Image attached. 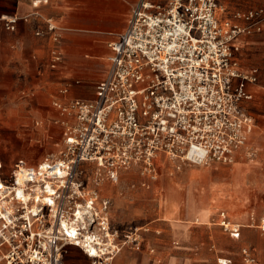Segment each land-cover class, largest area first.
Masks as SVG:
<instances>
[{
	"label": "built area",
	"instance_id": "2783aa9c",
	"mask_svg": "<svg viewBox=\"0 0 264 264\" xmlns=\"http://www.w3.org/2000/svg\"><path fill=\"white\" fill-rule=\"evenodd\" d=\"M226 9L222 0H139L133 6L110 43V67L94 97L53 102L69 121L56 156L36 164L19 158L11 166L0 160V264H66L69 245L90 264H112L123 247L140 250L143 237L137 226L110 222V199L98 190L104 176L116 181L121 170L137 168L152 177L163 155L194 165L230 164L245 155L255 123L242 102L252 98L246 85L257 83V69L240 68L235 40L259 30L264 11L224 16ZM26 19L0 15L8 32ZM56 31L45 20L35 35L56 41ZM59 60L52 52L49 66ZM221 226L239 236V225ZM242 256L257 264L249 249Z\"/></svg>",
	"mask_w": 264,
	"mask_h": 264
},
{
	"label": "crops",
	"instance_id": "0c3cea01",
	"mask_svg": "<svg viewBox=\"0 0 264 264\" xmlns=\"http://www.w3.org/2000/svg\"><path fill=\"white\" fill-rule=\"evenodd\" d=\"M138 1L0 0V15L15 13L27 16L26 20L18 22L13 32L5 31L0 22V90H7L0 98H18L28 103V98L34 96L39 98L40 116L66 118L65 112L54 105L48 106L47 101L51 98L50 103L53 104L54 101L94 97L96 83L104 78L110 67V43L125 29L131 9ZM222 4L227 8L224 16H229L233 10L264 11V4L249 5L248 0H222ZM45 20L56 26V41L50 35H35L36 31L45 28ZM235 43L239 47L237 59L240 68L244 72L257 69V83L246 85L252 98L243 101L242 106L253 117L264 116L253 110L256 104L264 103V21L259 30L239 36ZM52 52L60 55L55 68L49 66ZM64 86L69 88L66 94L60 92ZM261 142H264L263 136ZM240 159L242 157L238 156L232 170ZM159 160L165 161L166 158L161 156ZM249 161L252 162L251 159ZM191 174L194 172L188 170V177ZM189 184L190 178L187 189ZM236 184L233 177L217 180V187L235 190ZM99 186L100 195L113 196L111 215L117 213L122 220L135 218L139 226L146 225L148 231L142 248L148 244L150 252L123 251L112 264H246L241 254L243 247L252 252L257 264H264V230L249 227L245 224L246 218L239 219L229 214L230 222L240 226L239 236L234 238L219 224V213L223 212L219 210L228 202L226 198L217 201L216 216L204 199L192 196V190H188L180 207L169 199L163 202L167 207L162 208L159 204V208L149 215L148 210L146 212L142 207L129 206L124 210L125 197L113 188L109 180L102 181ZM117 226L136 225L119 223ZM74 250L82 254L85 262L73 259ZM64 262L90 264V259L78 247L69 245Z\"/></svg>",
	"mask_w": 264,
	"mask_h": 264
},
{
	"label": "rangeland",
	"instance_id": "374dc122",
	"mask_svg": "<svg viewBox=\"0 0 264 264\" xmlns=\"http://www.w3.org/2000/svg\"><path fill=\"white\" fill-rule=\"evenodd\" d=\"M248 3L249 5H262L264 0H248ZM6 91L0 90V95ZM38 100L39 98L34 96L28 98V103L19 101L18 98H0V160L8 166H11L19 158L24 159L27 164H36L45 158L56 156L59 149L62 148L63 133L69 124L68 118H56L51 115L43 118L39 115L41 112ZM48 101V106L51 107L53 105L50 103L51 98ZM253 110L264 114V103L256 104ZM254 123L248 137L245 155L241 156L242 159L234 170L232 167L237 158L230 164L201 165L166 158L165 161L157 162L156 179H152L147 173H142L140 169L130 168L121 170L116 181H111L105 176L103 181L109 180L113 188L119 190L120 195L125 197L124 210H127L129 206L142 207L144 211L148 210L150 215L151 212L159 208V204L162 208L167 207L163 202L169 199L174 200L180 207L185 193L192 190L191 195L204 199L216 216L217 201L226 198L228 202L233 203H224L222 210H219V212L223 211L227 214L226 220H229L230 214L234 217L238 216L239 219L246 218L245 224L249 227L259 228L264 210V142H261V137H264V116L255 115ZM248 150L253 152L252 159L246 157ZM250 159L252 162L249 161ZM188 170H192L194 174L188 177ZM87 176L90 177V182L94 178L90 172L88 175L85 174V177ZM231 177L237 181V189L217 187L218 179H231ZM189 178L190 184L187 189ZM193 180H195V184ZM195 185L196 187H194ZM143 192L146 193L143 194ZM106 196L110 198L111 202L108 211L110 222L115 226L119 223L138 226L146 243L147 226H139L140 224L134 220L135 218L122 220L118 218L117 213L111 215L113 196ZM150 250L149 245L144 244L141 250L126 246L121 251L148 253ZM79 253L78 250H74L73 259L85 262V258Z\"/></svg>",
	"mask_w": 264,
	"mask_h": 264
},
{
	"label": "bare ground",
	"instance_id": "6f19581e",
	"mask_svg": "<svg viewBox=\"0 0 264 264\" xmlns=\"http://www.w3.org/2000/svg\"><path fill=\"white\" fill-rule=\"evenodd\" d=\"M163 156H164V155H163ZM160 157H161V156H160ZM164 157H165V156H164ZM165 158H166V157H165ZM159 159H160V158H159ZM152 179H156V176H155V175L152 176ZM219 214H220V220H219V224H220V225L226 224L227 222H228V225H229V224H233V223L230 222V220L225 221V219H227V215H226L225 212H220ZM261 218H262V216H261ZM121 250H122V249H121ZM121 250H120V252H122ZM120 252H119V253H120ZM119 253H118V254H119Z\"/></svg>",
	"mask_w": 264,
	"mask_h": 264
}]
</instances>
